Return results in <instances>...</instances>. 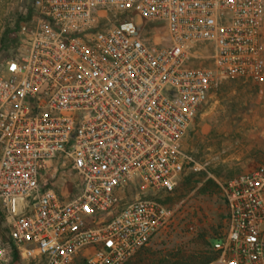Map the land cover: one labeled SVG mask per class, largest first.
I'll return each instance as SVG.
<instances>
[{"label": "built area", "instance_id": "built-area-1", "mask_svg": "<svg viewBox=\"0 0 264 264\" xmlns=\"http://www.w3.org/2000/svg\"><path fill=\"white\" fill-rule=\"evenodd\" d=\"M17 37L0 67V264L13 248L33 264H125L171 221L157 193L201 167L184 141L211 88L238 77L264 100V0H35ZM56 159L80 176L70 200L41 182ZM129 187L141 195L124 202ZM221 189L209 264H264V159Z\"/></svg>", "mask_w": 264, "mask_h": 264}, {"label": "rangeland", "instance_id": "rangeland-1", "mask_svg": "<svg viewBox=\"0 0 264 264\" xmlns=\"http://www.w3.org/2000/svg\"><path fill=\"white\" fill-rule=\"evenodd\" d=\"M34 6L35 0H0V67L18 52L17 26L31 19ZM29 10L32 12L27 18ZM138 21L145 23L142 19ZM154 23L148 26L158 29L152 40L159 42L163 31L156 25L159 22ZM7 29L10 32L5 48L2 37ZM184 148L201 167L181 174L172 192L157 193V197L172 208V218L139 252L163 256L178 249L181 255L208 256L214 240L226 232L228 215L222 183L254 169L264 159V100L254 84L238 77L218 81L194 118ZM62 162L51 161L41 175V182L54 187L63 199L70 200L82 191L80 176L70 161L65 165ZM191 173L195 175L189 178ZM205 185L209 193L201 191ZM121 195L122 200L128 202L141 194L129 187ZM3 226L7 227L6 221ZM8 264L33 262L21 256L14 261L12 254Z\"/></svg>", "mask_w": 264, "mask_h": 264}, {"label": "trees", "instance_id": "trees-1", "mask_svg": "<svg viewBox=\"0 0 264 264\" xmlns=\"http://www.w3.org/2000/svg\"><path fill=\"white\" fill-rule=\"evenodd\" d=\"M31 10L28 12L27 18L31 16ZM19 27V26H17ZM10 30H6L2 37V43L6 45L7 36L9 35ZM7 45L5 46V48ZM191 175H195V173L189 174V178ZM211 182V180H210ZM178 186V182L175 185V190ZM201 191L205 193H209L207 186H202ZM6 221L5 214L2 209H0V238L3 241H8V236L6 235L8 232V228L3 226V223ZM11 244V243H10ZM13 247V245L11 244ZM143 248V247H142ZM142 248H140L131 258H129L125 264H208L215 258V252L211 249L210 255L202 256V255H181V250H175L174 252H168L166 255L157 256L155 253L147 255L146 253L139 252ZM139 252V253H138ZM138 253V254H137ZM13 260H19L20 256L18 252L13 248L12 251ZM137 254V255H136Z\"/></svg>", "mask_w": 264, "mask_h": 264}, {"label": "crops", "instance_id": "crops-1", "mask_svg": "<svg viewBox=\"0 0 264 264\" xmlns=\"http://www.w3.org/2000/svg\"><path fill=\"white\" fill-rule=\"evenodd\" d=\"M260 164V163H259Z\"/></svg>", "mask_w": 264, "mask_h": 264}]
</instances>
